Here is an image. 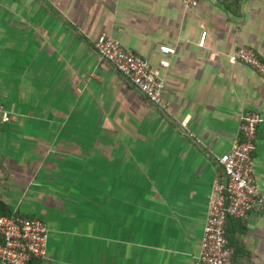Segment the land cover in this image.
<instances>
[{
    "label": "crops",
    "instance_id": "crops-1",
    "mask_svg": "<svg viewBox=\"0 0 264 264\" xmlns=\"http://www.w3.org/2000/svg\"><path fill=\"white\" fill-rule=\"evenodd\" d=\"M102 35L160 69L164 106L100 56ZM241 46L264 59V0H0V215L48 226L30 264H197L218 158L264 115V79L228 58ZM254 175L264 197L263 136ZM227 235L233 264H264L260 208Z\"/></svg>",
    "mask_w": 264,
    "mask_h": 264
},
{
    "label": "built area",
    "instance_id": "built-area-1",
    "mask_svg": "<svg viewBox=\"0 0 264 264\" xmlns=\"http://www.w3.org/2000/svg\"><path fill=\"white\" fill-rule=\"evenodd\" d=\"M196 7L200 0H183ZM207 31L202 33L199 45L206 44ZM100 56L137 87L152 103L164 106L163 95L167 82L159 68L140 54L126 47L116 38L102 35L95 43ZM165 54H175L176 48L162 45ZM232 63H245L264 79V59L250 46H241L228 53ZM162 66L169 67V61ZM13 113L0 103V125L13 119ZM189 118L182 122L187 126ZM192 135V133H189ZM264 137V115L258 111L246 112L240 124V136L232 148L218 158L223 177L214 182L208 198V213L201 240L197 264H233L235 250L227 235L229 217L246 219L260 208L264 214V197L254 175V154L258 139ZM50 230L38 218L19 214L0 215V264H30L34 259L48 255Z\"/></svg>",
    "mask_w": 264,
    "mask_h": 264
},
{
    "label": "trees",
    "instance_id": "trees-1",
    "mask_svg": "<svg viewBox=\"0 0 264 264\" xmlns=\"http://www.w3.org/2000/svg\"><path fill=\"white\" fill-rule=\"evenodd\" d=\"M5 215H12V213H6Z\"/></svg>",
    "mask_w": 264,
    "mask_h": 264
}]
</instances>
